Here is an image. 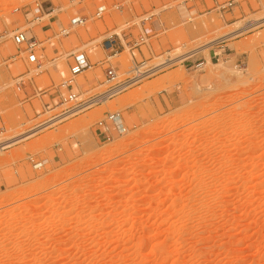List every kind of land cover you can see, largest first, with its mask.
I'll list each match as a JSON object with an SVG mask.
<instances>
[{"label": "rangeland", "instance_id": "obj_1", "mask_svg": "<svg viewBox=\"0 0 264 264\" xmlns=\"http://www.w3.org/2000/svg\"><path fill=\"white\" fill-rule=\"evenodd\" d=\"M44 1L37 21L36 0H0V142L28 136L0 151V264H264V0H237L225 21L196 16L192 3L190 17L171 0ZM117 2L122 13L93 19ZM151 13L157 36L134 51L136 62L173 61L62 118L73 109L61 103L69 54L92 65L73 92L95 98L132 61L120 49L109 60L118 80L108 82L103 40L126 43V23ZM76 15L86 24L57 37ZM251 20L263 21L234 34ZM18 30L41 42V72L13 44ZM206 44L214 60L184 67ZM115 112L126 131L106 141L98 122Z\"/></svg>", "mask_w": 264, "mask_h": 264}, {"label": "built area", "instance_id": "obj_2", "mask_svg": "<svg viewBox=\"0 0 264 264\" xmlns=\"http://www.w3.org/2000/svg\"><path fill=\"white\" fill-rule=\"evenodd\" d=\"M187 1L190 0H182L181 3H185ZM44 4H45L44 0H36L35 3L36 13L38 14V16L36 17L37 21L41 19L42 14H44L45 12ZM233 4H234L233 0H226L219 5L220 10L222 11L229 10L233 6ZM124 8L125 7L123 4H121V2L112 4L110 8L107 5L101 4L96 7L93 13V19L95 20L102 19L110 9L114 12L122 13ZM144 16L145 18L141 17L138 23H132L130 26L128 25V23H126L127 30H129L132 26L137 25L138 27L137 30H139V33L135 37L131 38L126 43H124V45H123L122 37L119 34H114V33L107 36L102 42L104 51L107 52V54L109 53L110 55H108L104 60L100 61L99 66L103 68L104 76L108 80V82H114L118 80L119 76L117 74V70L109 62V60L115 57H119L121 54L120 49L126 47L132 60L131 68L129 72H127V75L128 74L129 75L124 80L117 81L115 85L107 91V93L116 88H121V89L116 94L109 95V98L128 89L129 87L133 86L134 84L142 80L144 77L152 76L157 71L162 69V66L166 64L164 63L144 69L146 67V63L144 61L140 63L136 62L134 51H138L142 45H146L149 39V36H147V34L144 33L142 29L143 25L149 24L152 18L156 17V15L153 13L146 14ZM86 22H87L86 17L81 15H76L69 20L66 26H62L61 24H59L58 32L55 35H57V37L67 38L71 35V32L73 31L74 28L84 26ZM12 41L17 48L24 47V53L26 54L25 56L26 64L30 67H33L34 70L41 72L43 66L40 62V58L38 55V53L42 51V48L40 47L41 42L37 41L35 38L28 37L26 31H20V30L13 33ZM68 58L70 59L69 76L71 79L61 84V86L65 88L67 91L66 95L61 96L62 105H71L73 107L72 110H74L83 105L85 106L82 109H86L91 107L92 105L99 104V102L93 103L92 100L101 96L102 94L96 96L95 98H89L87 100L81 101L79 95L73 92V90L75 89L72 84L73 79L81 75L86 70L90 69L92 66L87 56L82 52H75V53L72 52L69 54ZM200 65H203V63L197 64L196 68ZM25 82H26V77L24 75L18 76L15 80L16 89L21 90ZM36 92L38 93L41 92V89H36ZM43 93H45V91ZM64 114L65 113H62L60 114V116ZM98 126L101 134L103 135V138L106 141H110L113 139L114 135H121L126 131L123 125L122 117L118 112L107 113L105 115L104 120L98 122ZM43 165L44 163L35 164L36 168H41Z\"/></svg>", "mask_w": 264, "mask_h": 264}, {"label": "crops", "instance_id": "obj_3", "mask_svg": "<svg viewBox=\"0 0 264 264\" xmlns=\"http://www.w3.org/2000/svg\"><path fill=\"white\" fill-rule=\"evenodd\" d=\"M171 1L172 2H178V5L179 6H182L185 10H187V12H188V14H189L190 17H192V13H191L190 10H188V4L189 3H192L193 8H194V12H195V15L196 16L202 17L203 15H210L211 13L215 12V13H218L221 16V18L225 21L226 12H225V10L224 11L220 10V6L219 5L222 2H220L219 0H210L211 3H212V7H210L209 2L207 0H190V1H187L185 3H181L182 0H171ZM233 1H234L233 6H234L237 3V0H233ZM226 11H228V10H226ZM227 14H229L231 16L234 15L233 12H229ZM135 19H138V18H135ZM155 19H156V17L155 18H152L151 22L149 23L150 31L152 32V34L149 37V40H151L152 38H154V37L157 36L156 27H155V25L153 23V21ZM137 28H138L137 25L136 26L134 25V26H132L129 29V33L130 34H128L126 36L127 39L133 38L132 32L134 30H136ZM142 29H143L144 33H147L146 32V29H145V25H143V28ZM123 42L125 43L124 40H123ZM223 43H224V40H220V41H217L216 43H214L215 49H220V51H224V49H222V48H224ZM213 48L212 47L209 48V52H208V55L207 56L204 55V53H203L202 50H199V51L194 52L193 54L189 55L190 56L189 58H186V59H184L182 61L183 66L184 67L191 66V68H192L193 66H196L199 63H203V65H205L206 62H207V58L212 62L214 60L215 56H216V53H215V51H214ZM186 63H187L188 66H186Z\"/></svg>", "mask_w": 264, "mask_h": 264}, {"label": "bare ground", "instance_id": "obj_4", "mask_svg": "<svg viewBox=\"0 0 264 264\" xmlns=\"http://www.w3.org/2000/svg\"><path fill=\"white\" fill-rule=\"evenodd\" d=\"M52 12V11H51ZM50 14V13H49ZM51 15H52V13H51ZM263 21V20H262ZM261 20H251V21H248V22H246L244 25H243V27H242V29L241 30H238V32H235L234 34L236 35L237 33H240L241 31H243V30H246V29H249V28H252V27H255L257 24H259V23H261L262 22ZM231 35L232 34H230V35H228V36H226V37H231ZM233 36V35H232ZM203 48H205V45L204 46H202V48L200 49V50H202V51H205L206 49H208L209 48V45H207L206 44V49H203ZM196 51H198V50H196ZM196 51H194V52H196ZM181 59V58H180ZM177 60V59H176ZM172 62L173 60H169V61H163L164 63H169V62ZM175 61V60H174ZM206 61V60H205ZM162 62V63H163ZM121 88H116V89H114V90H112V91H110V92H108L107 93V91H105L104 93H102V95L101 96H99V97H97V98H95L94 100H92V102L93 103H97V102H99V103H102V104H105V103H107V101H108V99H109V95H111V94H116L119 90H120ZM84 106V105H83ZM79 109H81V107H79V108H77V109H74V110H71V111H69V112H67V113H65L64 115H62V118H63V116H66V115H70V114H72L73 112H77ZM83 110V109H82ZM36 131V130H35ZM32 133V132H31ZM29 134V133H28ZM27 136V135H26ZM26 136H25V138H26ZM29 136H30V134H29ZM28 137V136H27ZM25 138H23V139H21V136L19 137H17V138H13L12 140H8V141H6V142H0V151L1 150H3L4 148H6V147H9L11 144H13V143H16V142H18V141H20V140H24Z\"/></svg>", "mask_w": 264, "mask_h": 264}]
</instances>
